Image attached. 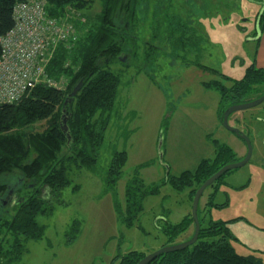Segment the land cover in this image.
I'll return each instance as SVG.
<instances>
[{"label":"rangeland","instance_id":"1","mask_svg":"<svg viewBox=\"0 0 264 264\" xmlns=\"http://www.w3.org/2000/svg\"><path fill=\"white\" fill-rule=\"evenodd\" d=\"M257 1L263 0H137L132 20L118 14L116 21L128 28V53L121 59L128 65L109 64L120 84L99 158L91 170L71 168L72 182L52 199L51 212L36 215L43 236L27 240L15 264H118L129 251L148 255L185 242L193 224L172 242L162 226L191 214L189 188L178 191L169 183L161 185L157 195L143 199L137 219L127 226L121 221L125 186L137 177L145 187L159 185L167 176L193 171L199 161L214 157V140L227 144L237 161L246 154L244 141L221 126L219 94L206 83L223 82L224 75L230 85L250 65L264 69V38H259L255 24L262 9ZM100 9L96 0L90 10L62 18L74 23L78 33V19L94 18ZM179 22L194 30L195 49H174L179 47L174 41L178 32L171 35L169 29ZM150 47L154 52H146ZM148 53L153 61H146ZM255 89L263 93L264 82ZM258 96L250 93L245 102ZM230 125L250 140L249 162L204 191L198 219L203 225L227 222L236 253L264 258V101L236 111ZM33 127L39 130L43 123ZM115 151H125L127 159L120 179L109 187L105 176ZM74 185L78 188L72 189Z\"/></svg>","mask_w":264,"mask_h":264},{"label":"trees","instance_id":"2","mask_svg":"<svg viewBox=\"0 0 264 264\" xmlns=\"http://www.w3.org/2000/svg\"><path fill=\"white\" fill-rule=\"evenodd\" d=\"M17 1L0 0V39L14 25L12 11ZM95 1L46 0L45 11L48 17L61 19L64 15L90 10ZM99 1L100 11L84 22L78 19L80 32L70 43L57 46L46 65V78L65 79L64 89L41 82L30 87L16 102L0 103V264H15L24 253L25 242L37 241L43 236L44 227L37 223L36 215L51 212L52 199L60 196L72 182L68 176L71 168L91 170L99 158L120 84L119 76L110 70L109 64L122 62L128 65L121 61L128 53V28L116 18L119 13H125L132 20L137 0ZM261 22H264V11ZM176 25L169 29L171 35L178 32L174 41L179 47L174 49L187 51L194 48L192 27L181 22ZM133 45L137 49L138 41ZM152 50L150 47L146 52H154ZM131 52L137 56L136 50ZM151 55H146V61L154 60ZM221 77L223 82L213 80L206 83L219 94V120L227 107L244 103L248 94L260 96L264 93L255 89L264 82L262 68L248 66L245 75L231 81L230 85L224 83L228 81L226 76ZM78 83L80 87L76 95L64 105ZM63 119L66 132L61 129ZM39 122L43 127L37 130L33 124ZM25 138L28 149L23 146ZM213 145L212 159L204 158L193 171H183L178 177L167 176L159 185L145 187L138 177L130 179L125 186L126 213L121 221L127 226L133 225L142 209L143 199L157 195L161 185L169 183L178 191L189 188L190 198H193L205 179L227 163L237 161L235 152L227 144L214 140ZM126 159L125 151L113 153L105 176L109 187L120 179ZM10 179H13L12 183ZM76 188V185L72 187ZM211 196L210 205L213 204ZM76 224L75 221L73 225ZM192 224L190 214L173 225L165 222L162 232L172 242L187 233ZM232 238L227 222L210 221L203 225L200 221L199 235L193 245L165 253L149 264H264V258L256 254L236 253L230 242ZM143 256L129 251L119 257L118 264H136Z\"/></svg>","mask_w":264,"mask_h":264},{"label":"built area","instance_id":"3","mask_svg":"<svg viewBox=\"0 0 264 264\" xmlns=\"http://www.w3.org/2000/svg\"><path fill=\"white\" fill-rule=\"evenodd\" d=\"M46 0H18L13 27L0 39V103L16 102L35 84L64 89L65 79H47L45 69L54 50L77 34L74 23L48 17ZM84 22V20H83Z\"/></svg>","mask_w":264,"mask_h":264},{"label":"water","instance_id":"4","mask_svg":"<svg viewBox=\"0 0 264 264\" xmlns=\"http://www.w3.org/2000/svg\"><path fill=\"white\" fill-rule=\"evenodd\" d=\"M80 83L74 87V90L69 94L67 99L65 100V103L67 102L69 97H73L76 95L77 91L79 90ZM264 92V91H263ZM264 101V93L258 98L254 100H250L244 103H238L236 105H231L225 109V111L221 115L220 124L223 128L229 130L234 135L238 136L240 139H242L246 146V154L239 159V161L227 163V165L222 166L218 170H216L213 175L205 179L204 182H202L199 187L196 189L193 195V200L191 203V220H193V235L188 240H185V242L174 244L171 246H164L163 248L156 250L152 252V254L144 255L140 261H138L136 264H149L152 262V260L156 259L157 257L165 254V253H171L178 250H183L188 246L193 245L196 242V239L199 235V229H200V220L198 219V204L201 199L202 194L204 191L211 187L217 179H219L222 175H224L226 172L234 169H238L239 167H242L246 165L249 162L250 156H251V146H250V140L245 136V134L238 128L233 127L229 123V119L232 114L236 113V111H242L245 109H248L250 107H256L259 106V104H262ZM65 105V104H64ZM61 129L63 132H66L67 126L65 124V119L61 121ZM23 146L28 149V140L25 138L23 140Z\"/></svg>","mask_w":264,"mask_h":264},{"label":"crops","instance_id":"5","mask_svg":"<svg viewBox=\"0 0 264 264\" xmlns=\"http://www.w3.org/2000/svg\"><path fill=\"white\" fill-rule=\"evenodd\" d=\"M264 1V0H263ZM263 1H257V3L258 4H260V6L259 7H261L262 9L259 11V13L256 15V22H255V24H256V26H257V28H258V30H259V33H261L260 35V37L259 38H261V39H263L264 38V22H261V15L263 14V11H264V2ZM259 38H258V40H259ZM261 68V67H260ZM220 121V120H219ZM229 123H230V119H229ZM244 155L242 154V155H240V157L242 158ZM188 231V230H187ZM188 233V232H187Z\"/></svg>","mask_w":264,"mask_h":264},{"label":"bare ground","instance_id":"6","mask_svg":"<svg viewBox=\"0 0 264 264\" xmlns=\"http://www.w3.org/2000/svg\"><path fill=\"white\" fill-rule=\"evenodd\" d=\"M68 99H70V97H69ZM66 103H67V102H66ZM66 103H64V104H66Z\"/></svg>","mask_w":264,"mask_h":264}]
</instances>
